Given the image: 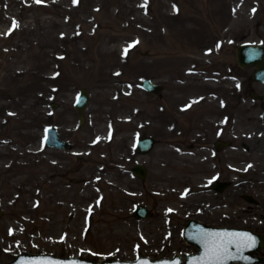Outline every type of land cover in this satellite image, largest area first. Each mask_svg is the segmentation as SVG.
I'll use <instances>...</instances> for the list:
<instances>
[{
  "label": "rangeland",
  "instance_id": "rangeland-1",
  "mask_svg": "<svg viewBox=\"0 0 264 264\" xmlns=\"http://www.w3.org/2000/svg\"><path fill=\"white\" fill-rule=\"evenodd\" d=\"M182 17L233 40V58L240 42L264 41V0H0V263L19 252L102 260L197 251L181 235L196 216L194 193L184 199L180 184L182 106L193 116L200 95L234 90L240 73L235 61L182 63L193 51L172 26ZM198 66L224 75L207 80ZM172 71L210 86L175 90ZM145 77L163 84L161 95L140 87ZM82 86L90 100L79 125ZM51 125L70 149L45 144ZM142 135L158 139L147 155L134 147ZM136 162L148 168L143 180L130 170ZM137 204L152 215L136 218Z\"/></svg>",
  "mask_w": 264,
  "mask_h": 264
},
{
  "label": "flooded vegetation",
  "instance_id": "flooded-vegetation-1",
  "mask_svg": "<svg viewBox=\"0 0 264 264\" xmlns=\"http://www.w3.org/2000/svg\"><path fill=\"white\" fill-rule=\"evenodd\" d=\"M224 40L212 30H205L196 45L199 51L206 48L211 51L198 57L208 65L233 66L235 58L230 49L227 50L233 42ZM229 65L226 72L231 69ZM198 69L197 72L210 81L217 73L224 75L219 69H212V75H206L207 70L201 66ZM254 69L236 63L239 87L200 95L193 116L189 115V110H182L180 118L185 128L178 130L177 136L183 156L180 169L183 198L194 193L195 219L208 225L231 227L229 218L241 217L240 227L264 234V213H259L264 210V195L261 196L264 194V92L253 86L262 83L252 80ZM239 200L257 210L249 213L243 207L242 211V206L236 203Z\"/></svg>",
  "mask_w": 264,
  "mask_h": 264
},
{
  "label": "water",
  "instance_id": "water-1",
  "mask_svg": "<svg viewBox=\"0 0 264 264\" xmlns=\"http://www.w3.org/2000/svg\"><path fill=\"white\" fill-rule=\"evenodd\" d=\"M237 60L240 65H254L257 67L253 74V79L264 81V45L253 44L250 42H243L237 47L236 51ZM143 87L147 90L158 91V86L153 84L149 79L143 81ZM89 100V93L85 88L80 89V93L75 101V108L82 112ZM81 117L80 121H82ZM46 143L50 146L58 148L69 147V144L59 138L57 130L54 127L46 129ZM156 140L151 136L143 137L138 142V150L144 154L149 152ZM135 174L144 178L146 174L145 167L138 163L132 168ZM137 217H146L151 215V212L143 205H139L134 210ZM197 223L193 219L189 220L184 229V237L190 243L197 244L200 251L196 254H188L183 264H230L234 261H242L244 263L264 262L263 257H254L252 252L259 248L264 247V235L255 234L249 230L231 229V228H218L203 226L205 232L217 236L211 246L202 249L198 241L196 230ZM219 234V235H215ZM247 234V235H243ZM222 247H226L227 251H223ZM223 257L222 261L216 262L213 257L216 255ZM182 259L178 254L171 258H160L151 260L143 256L138 257L133 261L123 260H104L102 262H95L78 257H56L50 254H28L20 253L16 258L5 264H181Z\"/></svg>",
  "mask_w": 264,
  "mask_h": 264
},
{
  "label": "bare ground",
  "instance_id": "bare-ground-1",
  "mask_svg": "<svg viewBox=\"0 0 264 264\" xmlns=\"http://www.w3.org/2000/svg\"><path fill=\"white\" fill-rule=\"evenodd\" d=\"M160 11V9L158 8ZM179 15V14H176ZM175 23H172L173 28L176 30V32L179 35L180 39L186 40L194 49H198V46L196 45V42L200 40L201 34L204 33V28L202 25H200V22H196L195 19L188 18V17H182V19L174 20ZM186 51H182L183 54ZM179 60L184 62H192L193 58L188 55L184 54L179 58ZM178 70V69H177ZM172 73V86L175 89H178L182 86V77L177 75V72H171ZM259 213H264V210H260ZM259 218H262L261 214L258 215ZM263 219V218H262ZM264 222V219L263 221Z\"/></svg>",
  "mask_w": 264,
  "mask_h": 264
},
{
  "label": "snow or ice",
  "instance_id": "snow-or-ice-1",
  "mask_svg": "<svg viewBox=\"0 0 264 264\" xmlns=\"http://www.w3.org/2000/svg\"><path fill=\"white\" fill-rule=\"evenodd\" d=\"M36 2L40 3L41 0H36ZM16 26H18L17 23L15 21H13V28L16 27ZM10 31H11V29H10ZM125 51H127V49ZM169 211H171V210H169ZM210 235H212V234H210ZM215 235H219V234H215ZM243 235H247V234H243ZM222 250L225 251V252L227 251L226 247H222ZM213 259L216 262H220V261H222L223 257L218 254V255L214 256Z\"/></svg>",
  "mask_w": 264,
  "mask_h": 264
}]
</instances>
